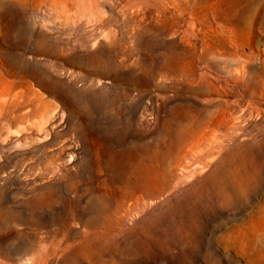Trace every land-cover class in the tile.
<instances>
[{"label":"rangeland","instance_id":"obj_1","mask_svg":"<svg viewBox=\"0 0 264 264\" xmlns=\"http://www.w3.org/2000/svg\"><path fill=\"white\" fill-rule=\"evenodd\" d=\"M170 6L168 25L176 34L155 40L154 58L158 64L164 45L184 38L200 53L197 75L172 85L157 71L149 81L134 73L137 108L117 116L103 101L124 85L109 75L98 83L75 57L36 54L35 42L9 39V0H0V264H67V241L80 242L95 195L108 183L97 168L99 154L127 145L161 154L170 182L163 196L146 205L140 199L139 209L121 218L120 232L107 236L120 243L117 259L264 264V0ZM155 9L162 25V7ZM29 100L39 106L22 108ZM186 104L197 107L198 133L180 140L188 119L174 114ZM34 154L54 155L61 167L41 176L30 161ZM40 195L49 198L41 204Z\"/></svg>","mask_w":264,"mask_h":264},{"label":"bare ground","instance_id":"obj_2","mask_svg":"<svg viewBox=\"0 0 264 264\" xmlns=\"http://www.w3.org/2000/svg\"><path fill=\"white\" fill-rule=\"evenodd\" d=\"M173 1L177 0H148L142 4L140 0H9V39L35 42L36 54L58 51L61 56L75 57L81 69L99 77L98 83L101 76H111L115 86L124 85V92L117 91L112 99L106 98L104 110H114L117 116L126 109L135 113L137 95L134 90L140 79L133 77L134 73L141 71L149 81L157 71L160 81H169L172 85L193 82L197 75L200 53L184 38L165 44L158 64L154 58L155 40L176 34L168 25ZM157 5L162 7V25L157 23ZM183 8L180 3V9ZM140 54H146L143 61L136 59ZM148 104L146 111L152 115L153 107L150 101ZM2 105L0 101V107ZM37 106L39 104L29 100L21 107L34 110ZM80 109L89 111L88 107ZM174 115L176 121L180 117L188 119L180 128V140L198 133L194 120L199 112L195 104L177 107ZM175 120L168 124L169 134L174 131ZM212 125L215 129L218 123ZM169 152L172 153L171 148ZM39 155H32L30 161L40 169L41 176L44 172L55 174L61 167L58 157ZM160 160L161 154L150 145L142 148L127 145L121 150L103 148L97 159V168L108 174V183L104 182L103 190H98L95 195L94 213L89 221L84 222L85 231L80 242L67 241V264H82L86 259L92 260V264H106L107 255L111 256L110 264H124L123 260L117 259L120 243L111 242L107 236L118 233L121 218L138 210L140 199H144L146 205L149 200L166 193L170 178L166 167L159 165ZM47 197L40 195L39 203H45Z\"/></svg>","mask_w":264,"mask_h":264}]
</instances>
